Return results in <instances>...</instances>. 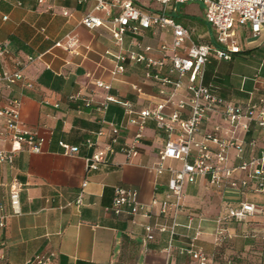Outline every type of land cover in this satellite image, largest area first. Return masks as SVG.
<instances>
[{
	"label": "crops",
	"instance_id": "1",
	"mask_svg": "<svg viewBox=\"0 0 264 264\" xmlns=\"http://www.w3.org/2000/svg\"><path fill=\"white\" fill-rule=\"evenodd\" d=\"M180 5L167 6V14L174 17L170 10L176 11ZM94 7L95 0L83 4L74 0H48L45 4L38 0H0V44L8 45L11 51L0 62V70H13L16 60L35 58L23 68L25 81L10 88L0 85V107L7 106L11 99H19L24 124L46 139L42 152L23 150L15 155L12 165H0V203L10 215L0 236V250L6 254L0 264H25L39 253H55L52 264H197L182 252L190 244L209 256L215 255L217 264H264V212L247 222H227L230 239L222 247L215 242L217 219L224 204L248 201L264 209V194L217 190L211 187L208 177H199L185 186V207L178 217L176 236L159 232L160 225L170 223L161 214L171 178L168 168H180L182 163L168 159L165 169L159 170V151L168 138L155 121L147 122L137 155L128 157L118 151L97 170L87 168L86 158L96 148H89L87 139L99 147L112 143L113 133L103 120L120 126V143L131 142L137 131L136 126L128 124L129 116L122 105L111 103L106 112L100 109L107 95L131 102L135 111L154 106L162 98L158 82L145 78L141 63H127L123 74L111 76L118 47L109 31L103 27L88 29L81 24ZM162 8L143 9L155 13ZM192 30L197 31L199 43H207L208 36V42L212 41L211 28L192 26ZM69 33L80 39L77 54L55 45ZM238 34L242 51L230 61L212 56L206 67L205 84L225 101L248 105L264 98V30L257 38L251 37L247 27L239 28ZM172 38V29L153 27L142 30L137 39L157 48ZM132 39L133 35H126V48H132ZM159 56L153 53V57ZM170 67L169 63L159 71L169 74ZM96 80L110 84L111 89L96 88ZM74 94L93 97L94 102L85 106L80 99L72 101L69 96ZM185 94L179 91L176 98ZM222 111L218 107L208 113L198 139L209 133L219 138L232 136ZM248 125V130L238 129L233 135L244 150L240 156L231 151L232 166L264 155V128L254 121ZM99 131L103 132L100 136ZM62 144L78 146L79 152L68 155ZM4 146L9 149L11 143ZM14 179L24 184L20 215H12L9 202V186ZM117 186L136 190L150 216L139 215L134 222L126 214L112 213L109 209ZM147 224L155 228L152 240L146 239ZM198 229L201 235L194 239ZM170 243L172 251L168 255Z\"/></svg>",
	"mask_w": 264,
	"mask_h": 264
},
{
	"label": "built area",
	"instance_id": "2",
	"mask_svg": "<svg viewBox=\"0 0 264 264\" xmlns=\"http://www.w3.org/2000/svg\"><path fill=\"white\" fill-rule=\"evenodd\" d=\"M38 1L40 4H45L48 0ZM74 1L83 4L88 0ZM155 1L163 4L164 7L158 12L151 13L138 6L134 0H95L94 10L81 19V24L88 29L103 27L108 30L118 47V52L113 55L116 61L115 68L111 70L113 78L125 72L127 63H141L145 66V78L158 82L159 93L162 96L154 106L135 111L131 102L107 95L101 102L100 109L106 112L111 103L122 105L129 116L128 124L136 126L137 131L131 142L120 143L118 138L120 126L103 120L102 122L108 124L113 133L112 143L99 147L95 141L87 139L86 145L89 148H96L94 153L86 158V163L89 170H97L100 164L106 163L109 157L118 151L128 157L137 155L147 122L155 121L158 129L168 138L165 147L159 151L161 161L159 170L165 169V162L168 159L182 163L180 168H168L171 178L169 191L162 203L161 214L169 219L170 223L158 227L159 232H169L173 238L180 226L178 217L185 207V186L188 183H195L199 177H208L211 187L217 190L234 189L264 194V155L252 156L237 166L230 164L231 151H235L240 156L244 150L242 143L233 136L235 131L248 130V123L252 121L264 128V98L248 105L235 104L220 98L210 86L205 84L206 67L212 56L221 61H230L235 54L242 51L239 28L247 27L253 38L261 35L264 30V0H199L205 5V19L213 30L212 41L207 43L194 42L191 37L193 30L167 14L168 5L185 4L196 0ZM153 27L172 29V41H164L159 47L154 48L144 45L137 39L142 34V30ZM128 34L133 35L132 48L125 47V37ZM55 45L77 54L80 39L76 34L69 33ZM155 52L160 55L159 58L153 57ZM10 55L8 45L0 44V62ZM34 60V57L29 56L26 60H16L13 70L1 69L0 85L5 84L10 88L25 81L23 68ZM169 63L171 64L169 74L162 75L159 70ZM172 75H175V78H172ZM94 85L105 91L111 89L110 84L101 80H96ZM179 91H185L186 94L177 99ZM69 99L72 101L80 99L85 106H91L94 102L93 97L81 94L70 95ZM20 107L21 102L17 98L11 99L7 106L0 107V165H12L15 155L23 150L36 153L43 151L46 139L38 136L24 124L20 116ZM218 107L223 108V118L229 124L232 136L219 138L209 133L198 139L203 121L209 112ZM102 134V131L98 132L99 136ZM8 142L11 143L9 149L4 146ZM62 146L68 155L79 152L78 146L67 144ZM237 174H242V177H237ZM86 185L87 182H84L82 186ZM9 188L12 215H20L22 214L21 192L24 184L14 179ZM78 203H82V194L78 198ZM109 210L115 215L126 214L134 222L139 215L150 216L148 206L139 201L138 192L121 186L114 188ZM263 212V207L248 201L224 204L222 213L217 219L219 225L216 245L222 247L230 239L227 222H247L254 215ZM9 216L4 205L0 203V236ZM145 230L146 239H154L155 228L147 224ZM200 235L198 229L194 239ZM167 251L170 255L172 243ZM182 252L191 256L197 264H217L215 255L209 256L203 250L195 249L192 244L183 247ZM54 257L55 253H39L28 259L25 264H52ZM5 260L6 254L0 250V262Z\"/></svg>",
	"mask_w": 264,
	"mask_h": 264
},
{
	"label": "rangeland",
	"instance_id": "3",
	"mask_svg": "<svg viewBox=\"0 0 264 264\" xmlns=\"http://www.w3.org/2000/svg\"><path fill=\"white\" fill-rule=\"evenodd\" d=\"M141 8H157L164 7L163 4L155 0H135ZM169 6V5H168ZM178 9V12H177ZM170 14L174 16L177 22H183L186 27L195 26L196 28L208 29L211 26L207 23L205 19V5L199 0L190 1L185 4H181L176 8V11L170 10ZM197 32V31H196ZM192 32V40L196 43L200 42L198 38V33ZM202 34V32H200ZM208 42V40H206ZM239 70V69H238Z\"/></svg>",
	"mask_w": 264,
	"mask_h": 264
},
{
	"label": "trees",
	"instance_id": "4",
	"mask_svg": "<svg viewBox=\"0 0 264 264\" xmlns=\"http://www.w3.org/2000/svg\"><path fill=\"white\" fill-rule=\"evenodd\" d=\"M136 3V2H135ZM137 4V3H136ZM210 29V28H209ZM212 29V28H211ZM207 30V29H206ZM207 40L209 41L210 40V38H209V36H208V38H207ZM128 239V238H127ZM222 246H224V245H222Z\"/></svg>",
	"mask_w": 264,
	"mask_h": 264
}]
</instances>
